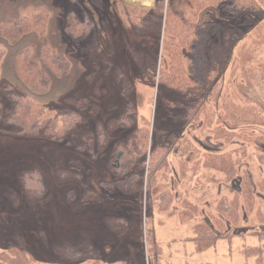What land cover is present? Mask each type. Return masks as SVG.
I'll use <instances>...</instances> for the list:
<instances>
[{"label": "rangeland", "instance_id": "obj_1", "mask_svg": "<svg viewBox=\"0 0 264 264\" xmlns=\"http://www.w3.org/2000/svg\"><path fill=\"white\" fill-rule=\"evenodd\" d=\"M97 1L95 4V0H0V23L32 17L41 10L49 13L43 32H31L15 43L0 33V51H5L0 59V86L11 82L20 93L44 105L43 120L78 110L70 99L87 104L80 110L85 122L65 141L22 137L1 130L7 126L0 125V253L11 243L22 241L21 246L32 256L31 264L93 263L91 259H67L59 250L64 244L78 249L91 246L101 254L99 264H150L149 253L155 252L159 253L160 264H264V254L246 253L248 248H264V184L257 186L264 179V143L258 139L259 132L219 129L216 119L220 108L216 106V111L211 109L215 113L213 119L210 115L211 127H203L197 120L183 128V109L173 110L164 103L162 95L158 98V79L143 77L142 61V65L137 64L133 56L143 49L144 37L135 34L131 20L146 15L147 9L140 3L124 0ZM171 1L191 24L209 18L207 12L196 17L187 0ZM83 6L96 26L87 39L77 43L65 30L66 14L71 10L81 13ZM254 38L262 44L249 50L248 55L237 56V63L228 70L223 82V91L228 93L220 97L221 107L229 103L232 109L241 86H247L249 81L262 84L264 80V33ZM252 40L253 36L245 41ZM45 44L67 55L73 67L67 76L52 80L49 92L39 94L20 78L17 58L24 49L38 52ZM146 48L154 50L155 45L150 42ZM127 80L132 84L130 101L138 118L132 126L112 129L111 125L125 112L129 102L123 94ZM167 97L178 99L170 91ZM142 118L150 122L151 132L157 123L167 133L173 132L182 139L158 173L152 215L147 214L146 193L83 200L86 187L105 195L101 182L120 177L111 170L110 160L118 153L116 144L126 141L134 129L142 126ZM227 122L231 123L229 119ZM102 129L107 144L99 151L97 136ZM238 140L249 144L248 157L239 171L229 173L222 167L228 168L231 162L224 164L219 154L221 150L237 151L242 146L235 142ZM186 145L196 152L200 150L203 157H196L202 162L194 171L190 166L193 162L183 150ZM34 167L40 170L47 189L38 199L30 196L20 181V174ZM63 170L81 174L86 186L79 181L63 180L58 173ZM250 185L256 196L252 212L245 208L244 200ZM164 186L172 189L173 200L168 208L161 209L156 200ZM71 190L75 198L68 201ZM232 199H236L239 210L238 226L228 223L227 227L215 228L212 219L219 215L221 202ZM121 217L129 220V226L119 236L110 229L109 220ZM198 226L220 229L218 233L228 235L199 252L191 240Z\"/></svg>", "mask_w": 264, "mask_h": 264}, {"label": "trees", "instance_id": "obj_2", "mask_svg": "<svg viewBox=\"0 0 264 264\" xmlns=\"http://www.w3.org/2000/svg\"><path fill=\"white\" fill-rule=\"evenodd\" d=\"M187 1L196 17L207 12L209 18L191 24L177 11L171 0H155L150 7L141 5L142 8L147 9L146 15L131 20L135 34L144 37L143 49L133 53L137 64L140 65L142 61L143 77L154 81L158 79V98L162 95L164 103L168 104L169 108L183 109L181 110L185 118L183 128L190 127L197 120L203 127L208 126L210 115L212 119L215 116L216 106L215 108H220L216 119L219 129L227 132L241 129L250 133L259 132L258 139L264 143V80L262 84L255 85L249 81L247 86H241L237 93L238 100L233 99L232 103L235 106L232 109L229 108V103H225L222 107L218 105L220 97L228 93L223 91V82L228 70L237 63V56L248 55L249 50L260 48L262 44L260 40L254 38V35L261 36V33H264V0ZM95 2V4L99 3L97 0ZM48 22V11L41 10L32 17H24L12 23H0V33L10 43H15L26 34L45 31ZM95 26L94 18L85 7L81 13L71 10L66 14L65 30L74 42L79 43L87 39ZM252 36L253 40L247 43L245 40ZM150 42L154 43V50L146 48ZM4 54L5 51L1 50L0 59ZM72 67L73 62L67 55L58 53L54 47L46 44L42 45L38 52H32L29 48L24 49L17 58L20 78L31 91L39 94L49 92L52 80L67 76ZM131 91L132 84L127 80L123 94L129 98V102L125 112L111 125L112 129L119 126L129 127L136 122L138 113L133 108V102L130 101ZM168 91L178 99L169 100ZM70 100L78 110L61 112L53 118L43 120L44 105L23 95L14 84L8 82L0 86V125L7 126L1 130L22 137L65 141L85 122L80 110L87 107L83 101ZM227 118L231 121L229 125ZM142 121V126L134 129L126 141L116 144L118 153L110 160V167L120 177L101 182L105 195L86 187L81 197L83 200L108 199L116 194L146 193L147 214L152 215L154 192L159 184L158 173L166 166L168 157L181 138L173 132L167 133V130L157 123H154L151 132L150 122L145 118H142ZM105 134L103 129L99 130L97 136L99 151L107 144ZM248 146L247 142H243L241 147L236 148L237 151L234 149L220 151L222 162L224 164L231 162L228 168L222 167L224 171L228 170L229 173L234 169L239 171L242 165L246 164ZM188 147L186 145L183 150L188 154L189 161L193 162L190 166L194 171L202 162L196 157H203L200 150L196 152ZM58 173L63 180H74L83 184L82 175L77 172L63 170ZM20 181L30 196L38 199L46 194V185L38 168L23 171L20 174ZM262 184L264 179L259 181L257 186ZM250 187L252 186L248 187V195L244 193L246 195L244 200L245 208L252 212L255 209L256 196L254 188L252 187L251 190ZM74 198V191H69L67 200L71 201ZM172 198V189L164 186L156 201L161 209H165L170 206ZM235 201L236 199L221 202L219 215L212 219L214 227L223 228L224 225L227 227L228 223L238 226L239 210ZM128 226L129 220L124 217L109 220L110 229L119 236L127 232ZM218 232L221 230L198 226L191 240L195 243L196 249L202 252L214 246L221 237L228 235L226 232L224 234ZM152 233L155 243V234L153 231ZM21 244L22 241L11 243L6 251L0 253V262L31 264L30 251ZM59 250L69 260L91 259L92 264H99L101 261L100 252L91 246L78 249L71 244H64ZM254 251L264 254L263 247L248 248L246 253L250 254ZM149 254L150 264H160L159 253Z\"/></svg>", "mask_w": 264, "mask_h": 264}, {"label": "water", "instance_id": "obj_3", "mask_svg": "<svg viewBox=\"0 0 264 264\" xmlns=\"http://www.w3.org/2000/svg\"><path fill=\"white\" fill-rule=\"evenodd\" d=\"M126 3H140L144 6L150 7L153 4V0H124Z\"/></svg>", "mask_w": 264, "mask_h": 264}]
</instances>
